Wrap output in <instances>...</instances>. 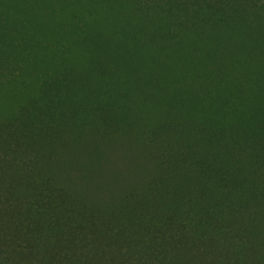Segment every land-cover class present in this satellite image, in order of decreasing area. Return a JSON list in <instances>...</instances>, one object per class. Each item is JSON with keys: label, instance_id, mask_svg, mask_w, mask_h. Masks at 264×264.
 Segmentation results:
<instances>
[{"label": "trees", "instance_id": "obj_1", "mask_svg": "<svg viewBox=\"0 0 264 264\" xmlns=\"http://www.w3.org/2000/svg\"><path fill=\"white\" fill-rule=\"evenodd\" d=\"M0 264H264V0H0Z\"/></svg>", "mask_w": 264, "mask_h": 264}]
</instances>
